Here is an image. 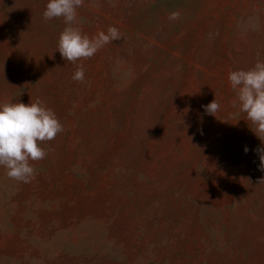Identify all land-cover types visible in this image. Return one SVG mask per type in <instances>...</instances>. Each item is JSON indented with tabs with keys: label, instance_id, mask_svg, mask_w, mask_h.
<instances>
[{
	"label": "rangeland",
	"instance_id": "obj_1",
	"mask_svg": "<svg viewBox=\"0 0 264 264\" xmlns=\"http://www.w3.org/2000/svg\"><path fill=\"white\" fill-rule=\"evenodd\" d=\"M46 3L0 0V102L63 124L29 182L0 167V264H264V142L228 79L264 59V0H83L74 26L121 38L75 64Z\"/></svg>",
	"mask_w": 264,
	"mask_h": 264
},
{
	"label": "clouds",
	"instance_id": "obj_2",
	"mask_svg": "<svg viewBox=\"0 0 264 264\" xmlns=\"http://www.w3.org/2000/svg\"><path fill=\"white\" fill-rule=\"evenodd\" d=\"M83 0H47L43 16L46 20L62 17L65 27L60 33L57 50L62 58L75 64L80 58L93 56L104 45L119 40L121 33L116 26H109L107 32L101 30L93 36L85 34L74 26L77 8ZM179 13L170 14L176 19ZM258 57L261 53H257ZM72 79L83 81L85 70L78 65ZM228 79L236 91L239 111L246 113L252 130L264 142V59H257L248 69L229 72ZM235 103V102H234ZM207 114L215 115L220 105L215 99L203 106ZM63 131V124L56 113L39 99L29 103L0 102V167L6 174L19 181L29 182L34 175L30 161L43 159L46 151L43 142L53 140ZM250 149L246 146L244 151ZM261 171H264V147H258ZM262 180V179H261Z\"/></svg>",
	"mask_w": 264,
	"mask_h": 264
}]
</instances>
